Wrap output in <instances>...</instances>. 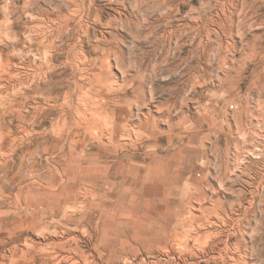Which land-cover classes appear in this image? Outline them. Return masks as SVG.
Masks as SVG:
<instances>
[{"label":"rangeland","instance_id":"1","mask_svg":"<svg viewBox=\"0 0 264 264\" xmlns=\"http://www.w3.org/2000/svg\"><path fill=\"white\" fill-rule=\"evenodd\" d=\"M71 48L72 65L66 68L64 53ZM46 50L53 54L61 89L49 101L36 94L24 98L31 81L35 88L37 75L45 76L38 68ZM6 55L23 79L11 84L4 74L0 80L1 219L11 224L16 214L26 215L37 223V235L44 223L51 235V223L65 224L68 238L50 237L47 243L77 236L84 250H93L104 225L115 224L134 247L125 257L135 264L199 262L189 256L174 261L173 253L150 240L194 247L199 236L194 230L205 224L203 234L213 231L200 241L209 242L207 254L221 251L243 264H264V0H0V57ZM103 59L112 64L111 75L104 73L109 85L104 94L111 102L105 111L116 123L113 137L100 124L94 133L79 129L73 108L64 106L73 103L88 119L97 111L90 78ZM19 83L22 94L3 88ZM66 114L70 123L64 128ZM83 153L92 162L137 164L133 172L139 178H129L127 186L150 173L146 185L155 187L160 200L117 211L107 207L113 201L105 196L107 206L90 209L93 196L87 191L100 196L90 183L80 186L78 201L71 200L58 191L69 179V165L79 163ZM167 163L174 177L163 182ZM104 214L108 217L101 219ZM217 221L218 228L212 224ZM21 233H3L0 255L23 245ZM5 255L10 264L20 256Z\"/></svg>","mask_w":264,"mask_h":264},{"label":"bare ground","instance_id":"2","mask_svg":"<svg viewBox=\"0 0 264 264\" xmlns=\"http://www.w3.org/2000/svg\"><path fill=\"white\" fill-rule=\"evenodd\" d=\"M66 1H69V0H66ZM84 1H86V0H84ZM27 8H28V6H27ZM29 16H31V15H29ZM69 19H72V18L69 17ZM17 20L18 19L15 18L12 21V24L15 25L17 23ZM56 20H57V18H56ZM59 20H61V19H59ZM62 21H63V19H62ZM69 23H70V21H69ZM67 25H69V24H66V26ZM11 26L12 25H10L9 29H6V30H9L11 32V34H12V31H11L12 27ZM26 26H28V25L26 24ZM64 27H65V25H64ZM25 28H27V27H25ZM72 28H74V27H72ZM41 29H43V27H41ZM67 29H69L68 26H67ZM85 29H86V27H85ZM46 31H48V30H46ZM69 32H71L70 29H69ZM58 33H61V29H59V28H57V34ZM38 34L41 36L44 33L40 32ZM45 34H46V32H45ZM49 35H50V33H49ZM46 36L44 37L45 39H46ZM85 36H87V35L85 34ZM8 37H10V36L8 35ZM51 37H52V35H51ZM57 37H59V36H57ZM41 39L38 36V41L41 42ZM27 40H28V38H27ZM50 40H51V38H50ZM42 41H43V39H42ZM52 41H54V40H52ZM52 41H50V42H52ZM30 42H33V40L31 39ZM14 43H15V41H14ZM59 47H60V45H59ZM56 49L57 48H55V50ZM60 49H58V51H60ZM21 51H19V53ZM49 51H47V50H46V52L44 51L45 52V54H44L45 62L43 61L44 62V63L42 62L43 65H41L38 68L42 72V74L46 71L45 72V76L44 75L41 76L40 74L37 75L38 78H37V80L34 81L35 83L33 84V86L35 85V88L34 87L31 88L30 85H31V83H33L31 81L30 85H28L29 86L28 87L29 91L23 93V97L24 98L25 97L26 98L29 97L31 94H36V95H39L41 97L45 96L48 99V101H49V99L52 98L53 93L55 91L61 89V87H60L61 85L56 86V84H58L59 82H55V68L56 67L53 66L55 60L52 57L53 54H51ZM52 51H54V50H51V52ZM58 51H56V52H58ZM32 53H34V52H32ZM65 54L68 55L67 56V60L64 61L62 64L66 68H69L72 65L71 57L73 55V49L72 48L68 49L64 53V55ZM2 58L3 57H0V67H1V72H2L0 74V80H1L2 76L4 74H6V75H8L11 78V82H10L11 84H12L13 81L14 82L15 81L20 82L23 73L19 69H16L15 71H13L17 66L12 62L11 58H9L8 55H6L3 59ZM22 59H24V58H22ZM84 60H86V58L82 59V61H80V63H85ZM105 68H107V69L105 70ZM111 70H112V64H111L110 59H103L101 61V67L98 70L99 72H97V73L95 72V74L92 75L93 78H90V84L92 85L91 92H95V94H96V97L93 98V100H92V103H93L92 109L93 110H97L96 112L93 111L91 113V115H90L91 118L90 119H88L86 114H85V112H87V111H83L82 108H80V107L75 109L74 108L75 106H74L73 103H72V106H71L69 102H67V101L64 102V106H70V107L73 108V114H74V118H75V123L77 124V126H79V129L85 128V129H87L89 131V133H94L95 130L97 131V129H95L94 127L97 124H100L102 129L104 130V132L108 136H112L113 137L114 134L116 133L114 125H113V124H116V123H113L115 120L112 122L110 120V118H109L110 116L107 115V113H109V112L105 111V108L108 109L109 103L111 104V102L107 101L108 97H107V95L104 94V90L108 91L107 88L109 86L107 84V80H105L106 77L104 76V73L107 72L108 75H111ZM41 77H43V78H41ZM84 77H85V75H84ZM100 82H102V83L100 84ZM109 82H111V81H109ZM28 83L29 82H27V84ZM11 84H9L10 87L8 85H5V86H3V88L4 89L7 88V89L10 90L12 88L11 86H13V89H12L13 91H16L17 94H19V93L22 94L23 91H21V89H17L18 86L22 85V83H19L17 85H11ZM81 88H82V90L84 89L83 86L77 85V89H81ZM58 98H60V97H58ZM58 98H57V101H58ZM79 99H81V98H79ZM11 103H12L11 105H13V106L17 105L16 102H11ZM23 104H24L23 101L19 102L18 106L21 107ZM82 104H84V107H85V110H86V107L88 106V103H87V101H85L84 98L82 99L81 105ZM7 110L8 109H6L5 111H7ZM42 110H43V108H42ZM45 112H43V113H45ZM40 113L41 112L39 110H37V115H39ZM35 114H36V112H35ZM66 116L67 117H66V119H65V121L63 123V127L64 128H65V126L69 125V123H70L69 122V119H70L69 115L66 114ZM122 124H123V122H122ZM126 127H127V125H126ZM62 131H63V129H58L57 130L58 133H61L63 135ZM68 137L70 138L69 135H68ZM113 140H114V138H113ZM120 141H118L119 144H120ZM111 142H112V140H111ZM114 142H117V141H114ZM83 148H84V146H83ZM80 159H81V161L79 163H77L74 160V162L71 163V165H69V168H70L69 172H68L69 179L66 181L64 186H62L61 188L59 187L60 189L58 191V192H61V193L65 194L66 196L69 195L70 196L69 198L70 199L72 198L71 200L78 201L77 196H81V194H83L81 192L82 188L80 186L83 185V184L84 185L85 184L88 185V183L92 184L93 188H95V189L98 188V190L100 191L99 198H98V195L96 193L98 191H96V190L87 191V193H91L92 192L91 194L93 196L92 197L93 200L89 203L90 204V209H94L97 206L99 208H102V206H107V204H105L101 200V197H105V196L110 197L112 199V201H113V204L112 205L108 204L107 207L111 206L112 208L116 209L117 211L119 209H122V208H130V207L136 208V207H139V206H142V205L147 206L149 204L150 205H155V204H157L156 203L157 200L159 201L160 198H161L160 194L158 192H156L155 187H148L146 185L147 183H149L150 176H151L150 173H148L150 176L149 175L145 176L142 182L140 180H137V181L133 180L135 183L133 182L131 187L127 186V181H128L129 178H132V179L133 178L134 179H138L139 178V173H134L133 172V171H136V165L137 164L131 165V166H127L126 163H124L125 160L118 159V158H117L118 160H115L113 162V164H111V163H109L107 161H103V160H97L96 162H92V161L87 160V158L85 157L84 153L82 154V157ZM185 159H187V158H185ZM166 165L167 166H166V168L164 169V171L162 173V177L163 178H160V180H162L163 182L164 181L166 182V181L170 180L172 177H174V174L172 173V171H169L170 170L169 163H167ZM171 166H172V164H171ZM120 175L123 176V179L119 180V181H116L115 179L116 178L119 179ZM140 178H143V176L141 175ZM155 178H158V177L155 175ZM137 183H140V185H138ZM103 191H105V194H103ZM57 196H58V194L54 193L52 198L55 199V198H57ZM166 196H168V195H166ZM148 197L153 198L152 200L156 199V201H152V200L149 201L147 199ZM89 204H86V205H89ZM162 207H164V206H162ZM80 215L82 216L83 214L81 213ZM107 215L104 214L101 217V219H106L108 217ZM119 218H121V217H119ZM219 218H217V219H219ZM219 222H220V220H219ZM219 222L218 221L217 222H213L212 224L215 225V227H217V226H219V224H218ZM36 225H37V223H35V221H32L29 218H27L26 215L16 214V216L14 217L13 221L11 222V224H9L8 222H5L0 217V243L3 241V233L7 229H10V232L16 231V237H19L20 235H17V234L18 233L20 234L21 232H22L21 234L23 235V239H22L23 240V245L22 246H15V247L11 246V247L7 248L6 251H5V254L6 253H10V254H13V255H20L19 259L16 260V261H12L11 264H121V263L122 264H135L133 260L128 259V258L125 257V254L128 253L127 249L128 248L129 249L130 248H134V247L132 246V244H131V242L129 241L128 238L125 239V238H123L121 236V234H120L121 232L117 229L118 226L116 227L115 224H112V225H110V224L107 225L106 224V226L105 225L103 226L101 237L98 239L97 244L93 245L94 246L93 250H91V249L90 250H84L83 249V245H82L83 239H82V237H77V236L76 237L73 236V237H70L69 239H65V240H61L60 239L61 241H59V242L47 243V239L50 238V237H53V238L54 237H58V238L59 237H61V238L64 237L65 238V236L71 232L70 229L67 228L68 225L66 227L67 230H64L63 228H64V226H66L65 224L63 226L59 222H58V224L55 223V225L51 223L50 226L55 228L53 235H51L49 233L50 230L47 227L48 223H46V224L44 223L45 226L41 228L39 235L35 234V231L37 230V227H38ZM204 228H205V224L198 226L194 230L195 232L197 231V234L199 235V236H197L195 238L196 244H195L194 247L189 245L188 243L187 244H182L181 243L180 245H178L173 240L168 239V238H166L165 240H159V238L158 239L153 238L152 240H150V242L153 243V244H156L158 246V248L161 251H163V252L173 253L174 255L171 256V259H173L174 261L180 260L184 256H189L191 259H193V261H196V262L197 261H199V262L200 261H208V262L213 261L215 264H219L220 261H218V260H221V264H243L242 259L237 257L235 254H233V255L226 254L225 257H223V255L221 254L222 253L221 251L218 252L217 254H215V253H212V255L209 254V253L207 254L206 249L209 246V242H206V243L204 242L205 244H203V243H200V241L204 237L205 238L209 237L210 236L209 234H211L213 231L210 230V232L207 231L209 234H207V233L203 234L202 230H204ZM191 232H192V230L189 233H191ZM201 234H203V235H201ZM6 243L7 242H5V244ZM224 251H226V250H224ZM214 252H215V250H214ZM5 254H1L0 255V257H1L0 258V261H1L0 264H10L7 261V255H5ZM186 261L188 262L187 264H197V263H199V262H197V263L191 262L190 263V261L188 259H186ZM142 262H143V264H145V261H142Z\"/></svg>","mask_w":264,"mask_h":264}]
</instances>
